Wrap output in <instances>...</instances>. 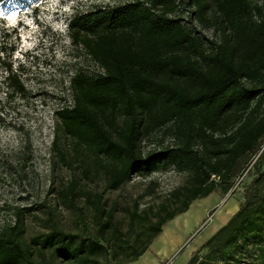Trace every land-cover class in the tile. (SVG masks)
I'll use <instances>...</instances> for the list:
<instances>
[{
    "label": "trees",
    "instance_id": "obj_1",
    "mask_svg": "<svg viewBox=\"0 0 264 264\" xmlns=\"http://www.w3.org/2000/svg\"><path fill=\"white\" fill-rule=\"evenodd\" d=\"M184 5L194 8L200 24L220 32L218 42L205 43L194 25L178 17ZM67 32L102 72L80 70L71 78L72 104L55 112L62 134L76 151L95 156L111 190L135 175L151 176L169 167L187 180L157 209L132 213L131 221L141 229L128 242L112 226L113 214L102 219L103 211L90 238L53 228L27 242L24 214L18 212L14 226L0 233V264H42L39 257L47 249L71 264H100V256L109 264L137 261L194 201L219 187L229 193L242 160L258 156L256 167L264 156V4L133 0L75 14ZM6 72L14 92L25 95L18 71L8 64ZM158 132L172 143L145 155L143 141ZM54 147L66 160L69 153L60 150L58 138ZM22 156L30 161L29 148ZM82 165L90 171L86 162ZM99 202L94 203L97 211ZM203 249L208 251L204 257L196 251L187 264H264V172ZM128 250L132 257L121 262L119 255Z\"/></svg>",
    "mask_w": 264,
    "mask_h": 264
},
{
    "label": "rangeland",
    "instance_id": "obj_2",
    "mask_svg": "<svg viewBox=\"0 0 264 264\" xmlns=\"http://www.w3.org/2000/svg\"><path fill=\"white\" fill-rule=\"evenodd\" d=\"M131 1L0 0V233L14 226L20 212L24 214L27 242L53 228L90 238L99 229V212L103 211L102 219L113 214L112 226L119 228V238L128 242L141 229L139 222L131 221L132 213L144 215L152 207L157 209L171 191L185 184L187 176L169 167L151 176L135 175L122 188L111 190L95 156L76 151L74 142L58 129L56 110L72 104L71 78L80 70L102 72L67 36L70 18L97 7ZM254 1L264 4V0ZM192 11L194 8L184 5L178 17L188 26L194 25L196 35L205 43L218 42L220 32L200 24ZM8 64L21 75L25 95L12 89ZM56 138L60 150L69 153L66 160L54 147ZM171 143V138L164 139L158 132L143 141L142 150L147 155ZM26 147L30 161L22 156ZM257 159L250 155L241 161L229 193L219 187L207 198L194 201L186 213L163 227L137 261L124 264H187L196 251L204 257L208 252L203 249L205 242L239 210L246 189L264 172V156L254 167ZM83 161L90 171H85ZM8 163L16 168H9ZM98 201L97 211L94 203ZM137 247L142 244L137 243ZM132 255L128 250L119 255V260L125 262ZM39 258L42 264H71L58 259L51 249ZM96 260L109 264L102 256Z\"/></svg>",
    "mask_w": 264,
    "mask_h": 264
},
{
    "label": "clouds",
    "instance_id": "obj_3",
    "mask_svg": "<svg viewBox=\"0 0 264 264\" xmlns=\"http://www.w3.org/2000/svg\"><path fill=\"white\" fill-rule=\"evenodd\" d=\"M66 33L68 34V32H67V26H66Z\"/></svg>",
    "mask_w": 264,
    "mask_h": 264
}]
</instances>
